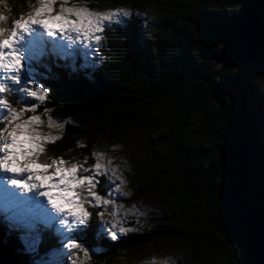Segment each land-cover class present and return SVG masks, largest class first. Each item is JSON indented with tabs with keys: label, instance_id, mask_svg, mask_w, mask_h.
Returning <instances> with one entry per match:
<instances>
[{
	"label": "trees",
	"instance_id": "obj_1",
	"mask_svg": "<svg viewBox=\"0 0 264 264\" xmlns=\"http://www.w3.org/2000/svg\"><path fill=\"white\" fill-rule=\"evenodd\" d=\"M33 1L0 0L9 12L1 27L10 30V20L26 14ZM112 1L132 9L160 7L168 13L156 22L154 34L145 33L141 20L133 16L126 25L104 29L98 51L105 57L99 62H82L88 53L78 50L73 60L44 61L50 71L40 68L45 75L39 79L49 88L51 117L71 121L40 157L48 163L70 154L91 162V150L101 140L120 139L130 124L144 146L129 175V200L152 199L167 206V213L155 218L152 228L141 226L110 241L90 208L93 227L82 237L84 246L106 252L107 259L168 242L182 252L186 264H248L245 243L227 231L217 198V148L234 133L249 145L254 169L245 194L264 205V54L218 73H213L215 62L210 60L220 50L214 30L239 17L245 1ZM219 4L222 11L214 9ZM129 26L133 32L125 31ZM92 52L91 57L99 55ZM240 66L248 68L242 77L228 75ZM193 120L197 126L189 131ZM155 128L163 133L154 145ZM198 135L211 142L208 151L195 143ZM97 177L102 182L104 176ZM98 191L103 194L105 188ZM5 218L0 219V243L18 253L21 264H47L49 252L61 251L60 236L42 226L37 229L40 244L28 250L24 229L14 227L11 232L10 218ZM62 252L60 259L68 264Z\"/></svg>",
	"mask_w": 264,
	"mask_h": 264
},
{
	"label": "snow or ice",
	"instance_id": "obj_2",
	"mask_svg": "<svg viewBox=\"0 0 264 264\" xmlns=\"http://www.w3.org/2000/svg\"><path fill=\"white\" fill-rule=\"evenodd\" d=\"M37 2L39 7L35 8L26 20L18 19L10 26V30L0 27V70L8 73L0 80V109L6 110L3 121H0V170L10 173L27 172L29 177L24 180L9 178L7 183L15 185L21 191H14L4 185L0 188V199L12 213L15 225L24 229L23 238L27 247L35 250L40 244L42 235L37 229L41 226L56 228L62 246L70 250V256H76L79 250L85 255L94 254L95 258L105 255L106 252L84 246L82 237L93 225L88 219L89 212L83 208L84 201L74 190L82 185L91 189L98 183L94 177L97 175L106 177L107 173H101L100 163H95L91 170L83 169V172H90V175H77V169L81 166L73 163L65 167L66 162L63 160L53 159L51 163H38L37 157L44 152L42 144L54 138L46 137L37 130V126L41 123L40 116L29 115L26 119L22 118L25 109L13 107L2 94L7 93L15 97L18 105L29 103L30 109L35 111L37 104L29 101L28 98L44 102L49 90L48 86L41 87L35 81L37 75H43L38 69L44 68L50 71L48 64L44 61L49 58L53 62L73 58L74 53L69 49L81 38L89 48L93 47L90 41L101 40V36L94 33L100 32L102 27L111 30L115 25H126L127 21L124 18L129 17L130 13L127 10H118L98 15L85 7H64L62 0L59 12L53 16L51 13L54 0H37ZM69 17H75V19L72 20ZM5 19L3 15H0V22ZM103 21L108 23H102ZM32 25L43 28L47 35L33 29ZM125 31L133 32L134 29L129 26ZM57 32L61 36H57ZM24 33H31V35L24 39L21 45L24 52L21 53L20 49L13 45L14 41L23 38ZM72 33L75 36L71 35ZM53 37L55 39H50ZM61 37L71 41L72 44H64ZM22 56L27 62L24 65L21 63ZM28 85H34L35 90ZM49 169H52L51 174H47ZM53 177L56 178V182H53ZM42 187L48 190L40 192V195L47 198V205H50L54 211H49L43 200L36 199L33 189L39 191ZM52 190H57V198L63 201L62 203L57 202ZM27 192H33V194L30 196L23 194ZM89 197V202L98 201L104 205L110 203L109 199L103 198V194L98 195L95 191L89 190ZM96 214L100 215L99 211ZM228 219L232 224L235 222L231 205ZM57 225L59 227H56ZM116 227L112 225L108 232L104 233L110 241H117L121 234L133 231L119 227L117 232ZM65 240L67 243H63ZM77 240L81 242L77 243ZM73 264L77 262L74 260ZM80 264L83 262L81 261Z\"/></svg>",
	"mask_w": 264,
	"mask_h": 264
},
{
	"label": "rangeland",
	"instance_id": "obj_3",
	"mask_svg": "<svg viewBox=\"0 0 264 264\" xmlns=\"http://www.w3.org/2000/svg\"><path fill=\"white\" fill-rule=\"evenodd\" d=\"M62 5V0H54V3L52 5V13L51 15H55L59 12V9ZM63 6L64 7H85L89 11H92L94 13H97L98 15H103L106 12H116L118 10H127L130 15L129 17H125L124 19L127 20L131 16L138 17L141 20L142 23V29H144L145 33L148 34H154L155 24L158 20L163 19L167 16L168 11L165 12L162 8H152L148 7L147 9H132L127 5H121L113 2L112 0H63ZM39 7V4L37 0H34L33 3L28 5L27 7V13L22 14L20 16L14 17L10 20V25L14 24L15 21L18 19L26 20L28 16L34 11L35 8ZM167 9V8H166ZM214 9L222 11L223 7L222 5H217L214 7ZM221 13V12H219ZM0 15H3L7 21V18L9 16L8 10H5L4 6L0 4ZM69 19L74 20L75 17H69ZM3 21V22H4ZM3 22H0V27ZM102 23H108L107 21H103ZM33 29H37L40 32L44 33L46 36L47 33L44 32L43 28H39L37 25L31 26ZM107 28H101V31L98 33H94V35H100L101 40L100 41H90V43L93 44V47L89 48L87 44L83 42V38L80 40H77L74 44H72L71 41H68L67 39H64L61 37V40L64 44H72V47L69 49V51H72L74 54L76 53V50L80 51V53H88L87 56H85L81 61L85 62V60H88L87 63L92 64L95 62H99L102 60L101 57H105L104 55L100 54L98 51L99 47L103 45L104 36H103V30ZM31 33H24L23 38L14 41V47L19 48L21 53L24 52L23 45L24 39H26ZM71 35L75 36L74 33ZM57 36H61L59 32H57ZM55 39V37L50 38ZM88 47V50H87ZM87 50V51H86ZM92 50H94L95 54H99L102 56L97 55V57H91ZM86 51V52H85ZM90 51V52H89ZM76 55L73 56L75 59ZM22 65L26 64V60L22 56L21 60ZM35 63V62H34ZM243 63V62H242ZM219 66V67H218ZM220 64H214L213 73H218V71L222 70ZM248 68L245 66H240L238 68H234L231 70L228 75L231 77L233 76H240L242 77L244 73L246 72ZM39 71V69H38ZM40 72V71H39ZM41 73V72H40ZM5 75H8V73L4 72L3 70H0V80L4 78ZM45 74H43L44 77ZM41 75H37L35 77V81L38 82L41 87H45V84L39 79ZM42 77V78H43ZM28 87L33 88L35 90L34 85H28ZM3 98L7 99L9 103L16 108H24L25 112L22 114V118L26 119L29 115H38L41 118L40 125L37 126V130L41 132L46 137H53L52 140H46L42 147L45 148L47 143L53 142L54 140L58 139L61 134L64 132L67 122L71 120H56L55 118H52L50 113V108L48 105V95L44 102L35 101L34 98L29 97V101H34L37 104V108L35 111H32L30 109L29 103H23V104H17L15 97H13L10 94H2ZM47 109V111H45ZM6 113L5 109H0V116L4 118ZM49 121H51V126H49ZM130 124H127L125 129H123L124 134L121 136L118 140L113 139H104L99 142L95 148L91 150L92 155V161H88L86 157H77L75 155L67 156V158L58 157L57 160H63L65 161V167H69L71 164L75 163L81 167H78L77 169V175H90V172H83L84 168H88L91 170L92 166L95 163L101 164V173L106 172L107 175L102 180V182L99 180L97 176L94 177L98 183L93 186L91 189H89L88 186L82 185L78 186L74 191L79 193L80 198L84 201L83 202V208L85 211H88L90 214V208H93L96 210V213L99 211L100 215H97L100 221V225L103 229V231L108 232V230L112 227V225H116V231L119 232V227H124L125 229H136L141 228V226L145 228H152L154 219L160 217V215H163L167 213V206L162 207V205H155L154 201L152 199L149 200H129L132 193L133 188L130 183V176L132 174V167L135 164V161H139L141 158V152L139 149L140 146H144L143 142L140 140L136 132L129 126ZM197 126L196 121H192L189 124V131L192 129H195ZM154 131H157V133L152 137L153 144H156V136L161 137L162 131H159L158 128H155ZM151 138V139H152ZM264 141V140H263ZM195 143L208 151L211 146V142H209L205 137L202 135H198ZM81 144V143H80ZM139 147V148H138ZM44 153V152H42ZM42 153L37 157L38 163H47L43 162L41 160ZM51 163V162H48ZM52 169L48 170L47 174H51ZM6 171L0 170V176L5 175ZM8 177H12L15 179H28V173L27 172H16L10 174ZM2 180L0 179V182ZM53 182H56V178L53 177ZM4 185H7L8 188H11L14 191L20 192L21 190L13 186L11 184H8L5 181H2V184L0 183V188H2ZM106 185V186H105ZM100 188H105V192L103 193L104 199H109L110 203L108 205H104L101 202L98 201H90L89 197V190L95 191L98 195L101 193L98 191ZM48 189L46 187H42L39 191L36 189H33V192L36 193V199L43 200L45 205L48 207L49 211H54L51 209L50 205H47V198L40 195V192L47 191ZM33 192H27L23 193L24 195H32ZM125 193L127 195H125ZM52 194L54 198H57V190H52ZM58 203H62L63 201L59 200L57 198ZM5 216L9 217V222L7 223L8 226H10L11 232L14 230V227L19 228L15 225L14 221L12 220V213L8 209V207L5 205L4 201L0 199V219L6 220ZM90 217V215H89ZM70 219V217H67ZM89 219V218H88ZM152 219V221H150ZM130 222L134 223V226L130 225ZM56 227H59L58 225ZM46 229V228H44ZM50 230H53L56 235H59V233L56 231V228H48ZM14 232V231H13ZM17 234V233H16ZM13 235V234H11ZM24 240V238H23ZM25 242V240H24ZM63 243H67V241H63ZM77 243H79L77 241ZM28 250L30 249L27 247ZM27 250V251H28ZM62 252V255L64 259H66V262L68 264H73V261L75 260L77 264H80L82 261L83 264H186L185 263V256L180 252L177 248H175L173 245L169 244L168 242H160L154 245H148L147 248L138 250L136 252L126 253V254H118L113 255L107 259L106 256L103 257V255H100L98 257L94 258V254L91 255H85V253L80 252L77 250L76 256H70L69 251L67 249H64L62 244L60 248ZM97 251H100L99 249H96ZM26 251V253H27ZM55 251V252H53ZM57 249H53L51 252H49V258L55 263V264H66L62 262V259H60V253H57ZM48 259L46 262L47 264H50L51 260Z\"/></svg>",
	"mask_w": 264,
	"mask_h": 264
},
{
	"label": "water",
	"instance_id": "obj_4",
	"mask_svg": "<svg viewBox=\"0 0 264 264\" xmlns=\"http://www.w3.org/2000/svg\"><path fill=\"white\" fill-rule=\"evenodd\" d=\"M244 1L245 8L239 17L220 23L213 32L220 50L210 60L223 70L239 62H253L264 54V0ZM217 151V198L227 231L245 243L248 264H264V205L245 194L254 169L250 147L234 133ZM230 205L235 216L233 224L228 219ZM0 264H21L20 256L0 243Z\"/></svg>",
	"mask_w": 264,
	"mask_h": 264
},
{
	"label": "bare ground",
	"instance_id": "obj_5",
	"mask_svg": "<svg viewBox=\"0 0 264 264\" xmlns=\"http://www.w3.org/2000/svg\"><path fill=\"white\" fill-rule=\"evenodd\" d=\"M12 233H10V235H11Z\"/></svg>",
	"mask_w": 264,
	"mask_h": 264
}]
</instances>
